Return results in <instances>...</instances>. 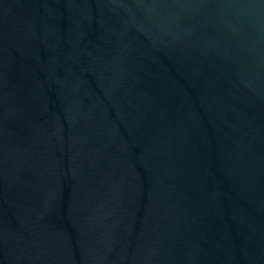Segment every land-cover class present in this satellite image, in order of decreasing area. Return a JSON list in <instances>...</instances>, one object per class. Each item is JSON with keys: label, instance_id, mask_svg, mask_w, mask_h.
<instances>
[{"label": "water", "instance_id": "95a60500", "mask_svg": "<svg viewBox=\"0 0 264 264\" xmlns=\"http://www.w3.org/2000/svg\"><path fill=\"white\" fill-rule=\"evenodd\" d=\"M0 264H264V0H0Z\"/></svg>", "mask_w": 264, "mask_h": 264}]
</instances>
